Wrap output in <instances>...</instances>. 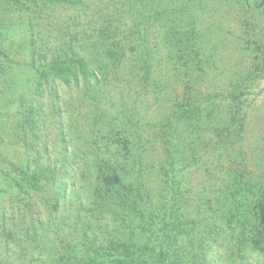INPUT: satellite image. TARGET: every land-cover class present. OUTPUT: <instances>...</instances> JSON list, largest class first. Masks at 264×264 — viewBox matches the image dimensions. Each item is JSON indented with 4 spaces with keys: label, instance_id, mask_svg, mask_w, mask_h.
Masks as SVG:
<instances>
[{
    "label": "rangeland",
    "instance_id": "1",
    "mask_svg": "<svg viewBox=\"0 0 264 264\" xmlns=\"http://www.w3.org/2000/svg\"><path fill=\"white\" fill-rule=\"evenodd\" d=\"M67 44L94 84L36 91L30 49ZM258 46L264 0H0V264H142L149 213L177 228L174 264H264L243 207L225 208L264 174ZM123 138L124 203L95 176Z\"/></svg>",
    "mask_w": 264,
    "mask_h": 264
},
{
    "label": "trees",
    "instance_id": "2",
    "mask_svg": "<svg viewBox=\"0 0 264 264\" xmlns=\"http://www.w3.org/2000/svg\"><path fill=\"white\" fill-rule=\"evenodd\" d=\"M41 1L50 3L58 0ZM43 7L45 6L42 4L38 5L35 11L40 13ZM31 25L30 23V39L33 35V26L31 27ZM255 51H258V54H255L253 57V67L256 68V70L264 72V47L258 46ZM29 54L30 64L36 76V91L46 80L48 81V79L51 78L59 81L64 86H70L71 84L78 86L82 84L86 88L92 86L95 82L96 72L84 57L74 53L71 45L67 44L64 49L51 55L48 53H35L32 48ZM119 143L123 151L122 156L100 160L96 165L95 176L98 186L104 189V194L110 195L115 200L119 199L124 203L127 194L136 196L139 195V192H137V189L133 191V188L125 183V176L121 173L119 168L121 164L124 165L128 163L129 160L136 163V154H134L132 148H130L129 139L123 138ZM236 180L240 181L238 184L242 183L243 185V180L241 178H237ZM33 182L34 181L29 178V183L33 184ZM166 184L168 185V191L172 193V191H174V183L166 182ZM64 187L65 184L63 186V191L65 190ZM226 203L229 205V207L225 206L227 211L229 208L236 210L243 207L244 217L247 218L252 225L250 233L245 236L246 241L252 250L264 254V174H262L250 188L237 186L236 194L234 195V193L231 192ZM149 214L151 215L146 214V216H143L145 221L141 222V224L148 229H140V237L142 238H140L141 243L139 247L141 250L138 253L137 259L142 264H148L149 259L153 264H174L177 261L174 260L175 257L173 253L175 252L172 248L175 247V244L179 240L176 234L177 232L175 231L177 228L172 224L171 228L166 227L165 230H162L161 227L156 229V222L154 221L157 215L152 213ZM161 218H164V216ZM150 225L155 227L149 228ZM239 226L238 238L244 239L245 234L243 228L245 225L242 223L241 225L239 224ZM119 248L124 254L129 256L127 254L128 248L125 247V244H121ZM189 258L191 260L186 264H198L194 255L191 254ZM130 259H133V257H130Z\"/></svg>",
    "mask_w": 264,
    "mask_h": 264
}]
</instances>
